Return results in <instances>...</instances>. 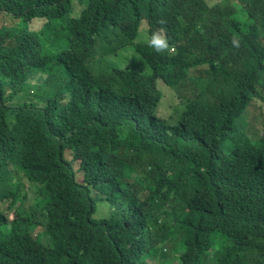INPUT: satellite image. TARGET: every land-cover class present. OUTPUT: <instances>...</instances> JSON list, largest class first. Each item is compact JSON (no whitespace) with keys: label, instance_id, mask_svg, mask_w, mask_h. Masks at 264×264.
<instances>
[{"label":"trees","instance_id":"1","mask_svg":"<svg viewBox=\"0 0 264 264\" xmlns=\"http://www.w3.org/2000/svg\"><path fill=\"white\" fill-rule=\"evenodd\" d=\"M0 13V264H264V0Z\"/></svg>","mask_w":264,"mask_h":264},{"label":"rangeland","instance_id":"2","mask_svg":"<svg viewBox=\"0 0 264 264\" xmlns=\"http://www.w3.org/2000/svg\"><path fill=\"white\" fill-rule=\"evenodd\" d=\"M44 23V20L43 19H36L34 20L33 22H29L27 24V28L31 31H36L38 29H40L42 27ZM22 27V21L21 20H18L10 15H7V14H3V13H0V28L2 29H6V30H10V31H17L19 30L20 28ZM111 64L115 67V66H120V64H123V59H116V58H113L111 59ZM256 114L258 115V112H256ZM67 158H70L71 155H69V153L67 152ZM75 167H77V169L80 168V165L79 164H75L74 165ZM27 193L31 196L33 193H34V190L35 189H32L30 190L27 186ZM33 200L30 198L29 202H28V206L32 205V202ZM157 256V255H156ZM158 257V256H157ZM171 255H167L166 256V259L165 261H169L171 260ZM153 264H160L159 263V260L155 259L154 263ZM169 264H176L175 261H172L171 263Z\"/></svg>","mask_w":264,"mask_h":264},{"label":"clouds","instance_id":"3","mask_svg":"<svg viewBox=\"0 0 264 264\" xmlns=\"http://www.w3.org/2000/svg\"><path fill=\"white\" fill-rule=\"evenodd\" d=\"M147 43H148V46L150 48H152L157 53H160L163 50L168 49V48H170V50L172 52L174 51V48H172L170 46V44L167 43L166 38L162 34H160L158 32H153L151 34L150 38L148 39ZM232 43L235 45L237 43V41L234 39L232 41ZM87 133H88L89 136L92 137V133L88 129H87ZM66 160L72 161V157L70 156V158H67V156H66ZM93 163H94V158H92V162L91 163L88 162V165L90 167H92L93 166ZM75 164H79L81 166L82 165V162L81 161H79V162L78 161H75L73 165H75Z\"/></svg>","mask_w":264,"mask_h":264}]
</instances>
